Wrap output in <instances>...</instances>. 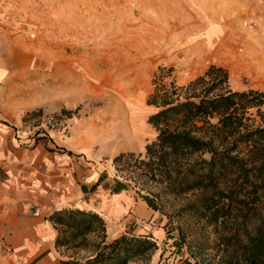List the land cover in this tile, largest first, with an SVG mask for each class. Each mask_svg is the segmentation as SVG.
Here are the masks:
<instances>
[{
	"label": "rangeland",
	"instance_id": "1",
	"mask_svg": "<svg viewBox=\"0 0 264 264\" xmlns=\"http://www.w3.org/2000/svg\"><path fill=\"white\" fill-rule=\"evenodd\" d=\"M259 61L264 65V0H0V110L7 111L0 123L19 139L45 140L86 161L96 179L89 180V195L99 194L88 203L107 205L112 190L142 201L123 186L112 159L142 153L154 139L147 119L156 108L146 100L159 68L183 85L210 64L221 65L232 89L264 90V77L240 69ZM167 209L129 221L124 231L161 228L157 264L209 257L211 243L194 220L168 217ZM188 231L196 240L182 242ZM200 243L207 248L198 250Z\"/></svg>",
	"mask_w": 264,
	"mask_h": 264
},
{
	"label": "trees",
	"instance_id": "2",
	"mask_svg": "<svg viewBox=\"0 0 264 264\" xmlns=\"http://www.w3.org/2000/svg\"><path fill=\"white\" fill-rule=\"evenodd\" d=\"M169 70L154 74L146 100L156 108L147 119L154 139L142 153L114 156L116 174L153 210L194 220L212 254L187 264H264V90L232 89L221 65L183 85L167 79ZM47 219L56 249L88 253L58 264L147 263L157 249L147 233L108 240L104 219L90 209L62 207ZM189 240L196 237L188 231L182 242Z\"/></svg>",
	"mask_w": 264,
	"mask_h": 264
},
{
	"label": "crops",
	"instance_id": "3",
	"mask_svg": "<svg viewBox=\"0 0 264 264\" xmlns=\"http://www.w3.org/2000/svg\"><path fill=\"white\" fill-rule=\"evenodd\" d=\"M15 133L0 123V264H58L59 259L84 258L88 253L56 249L57 231L47 219L55 209L75 205L95 210L104 218L108 240L124 231L129 221L152 216L154 210L145 201L121 190H112L107 205L88 203L99 194L89 195V180L96 179L86 161L59 152L45 140L19 139ZM35 208L38 215L32 213ZM145 228L143 233L152 232L156 242L164 235L161 228ZM157 262L153 255L149 264Z\"/></svg>",
	"mask_w": 264,
	"mask_h": 264
},
{
	"label": "bare ground",
	"instance_id": "4",
	"mask_svg": "<svg viewBox=\"0 0 264 264\" xmlns=\"http://www.w3.org/2000/svg\"><path fill=\"white\" fill-rule=\"evenodd\" d=\"M208 54H209V56H215V57H220V58L221 57H224V58L227 57V56L223 55L222 52L220 53V52L214 51V50L210 51ZM240 67H241L240 68L241 72L250 73L251 75H253V77L255 75H258L260 78H261V76L264 77V65H261L260 61H259V63L248 62V64H246V67H242V66H240Z\"/></svg>",
	"mask_w": 264,
	"mask_h": 264
},
{
	"label": "built area",
	"instance_id": "5",
	"mask_svg": "<svg viewBox=\"0 0 264 264\" xmlns=\"http://www.w3.org/2000/svg\"><path fill=\"white\" fill-rule=\"evenodd\" d=\"M32 213L34 215H38L39 214V210L35 208V209L32 210ZM9 253H11V250L9 251Z\"/></svg>",
	"mask_w": 264,
	"mask_h": 264
}]
</instances>
